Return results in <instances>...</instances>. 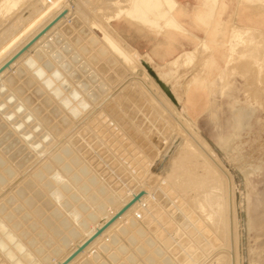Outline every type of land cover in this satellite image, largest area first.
I'll return each instance as SVG.
<instances>
[{"label":"rangeland","instance_id":"374dc122","mask_svg":"<svg viewBox=\"0 0 264 264\" xmlns=\"http://www.w3.org/2000/svg\"><path fill=\"white\" fill-rule=\"evenodd\" d=\"M14 1L13 8L2 15L1 5L5 0H0V45L16 31V27H19L17 25L22 26L36 14V11L44 7L43 2L38 0ZM112 1L114 0H66L71 17L73 16L72 21H67L62 27L59 26L60 28L50 32L48 37L21 59L19 65L14 66L11 72H7L0 79V256L6 264L15 262L42 264L39 256L49 254L50 258H53L54 255H51L53 247L62 246L61 256L63 251L68 249L72 242L79 240L82 232L88 230L93 224L88 215L90 212L99 214L95 203L104 202V198L109 194L118 198L110 188L113 187L125 195L134 188L145 186L155 197V202L149 204L148 212L150 213L146 212L141 219L129 214L106 234L105 237L108 234H111L113 239L115 237L113 243L108 241L105 249L99 248L98 245L105 240L104 237L88 249L86 254L80 256L74 264H181L177 260L182 255L189 259V264H192L199 258L197 253V257H194V254L190 252L189 242L195 240L198 235L197 239H201L203 234L207 237L206 232L203 233L208 227V221L205 220L206 211L201 210L205 209L201 207L207 202H205L206 199H201V189L205 184L201 185L200 178L203 176L201 177L200 173L208 174L206 178L209 180L213 179L215 173L210 171V167L206 168L209 165L203 164L204 160L195 153H189V157L187 155L189 161L186 158L175 159V149L179 147L171 137V133L176 130L173 122L169 120L172 123L168 125V120L147 114L150 112L148 108L154 111V107H151L149 97L136 82L135 87L130 86L132 89L121 92L119 98L109 101L108 106L106 104L104 108L98 110L94 120L92 118L93 122L90 120L89 125L93 127L92 129L85 124L86 127H82L80 133L75 135L70 143L66 141L69 134L91 116L100 105H103L107 98L106 101L112 97L117 87L130 80H125L123 77L127 76V79L135 75L131 80L144 83L143 87L226 175L227 182H233L232 196L237 237L235 246L232 200L231 195H228L230 245L225 252L229 256L230 264H235L236 251L237 264H264V0H214V2L205 0L204 3H202L204 0H196L190 15L187 10L184 13L182 7L176 13L175 6L171 12L172 18L175 19H173L175 23L172 24L176 26L177 22L179 27L172 24L164 25L163 21H160L159 32L166 27L165 29L170 32L169 36L174 38L172 33L178 35L181 46L183 43L181 39H185L186 45L189 43L190 48H183L173 56L164 55L171 57L169 60H164L161 55L138 52L133 49L140 54L141 58L148 61L144 62V65L146 67L149 65V70L154 68L155 71L162 70L165 62H169L177 55L183 56L185 52L189 53L192 60L185 67L167 74L149 72V77L146 76L147 72H144L146 67L143 69V62L137 54L135 61L138 65L134 61L137 70L130 76V66L116 57L100 38L102 33L98 27L109 31L120 41L119 44H122L123 48L131 49L126 41L113 31L111 20L119 4L114 5ZM123 2L126 4V1L121 0V3ZM206 6H209L208 9ZM210 7H215L213 13L211 11L213 8ZM201 10L203 14L208 15V17L205 16L207 19L202 15ZM207 10L210 12L206 14ZM198 12L203 17L202 22L196 18ZM119 16H123V13L115 17ZM205 21L207 24L210 23L208 27L206 23H203ZM92 23L97 25L99 23L101 26L97 27ZM233 24L248 28V31L242 33L244 29H241L244 42L237 46L238 49L230 57V60L233 59L236 62L229 60L226 65L222 60V52H226V49L224 46L220 47V44L228 37L227 30ZM148 28L154 31L157 29L149 26ZM91 36H94V41L90 39ZM232 39L236 40V37ZM84 46L87 50L82 54ZM243 47L244 50H242ZM90 55L91 57L93 55L94 59ZM96 61L99 63L95 67ZM98 66H100L99 69ZM193 73L197 75V78L199 75L203 78H196L200 84L194 81L187 88L186 81ZM159 81L167 88L172 104H169L171 101L166 96H161L164 91L162 92L159 86L160 91L156 89L155 84L158 85ZM148 83H153L151 87L157 90V94L165 102L168 100L173 110L193 124L192 127L211 147L220 164L213 154L205 148L202 149L203 146L190 133L187 126L184 127ZM139 95L145 96L144 99H146L142 100L143 98ZM233 98L236 102L235 107L231 108ZM112 101L120 103L119 106ZM234 110L247 116L251 114V116H242L245 123L234 141L236 146L225 153L226 151L216 140V133L225 132L229 128ZM171 126L175 128H173L174 131L173 129L171 131ZM83 128L92 130H89L93 132L90 137L88 130L83 135ZM76 137L79 138L77 141ZM84 138L90 146L85 143ZM81 143L83 149L78 146ZM172 144L176 147L173 148L174 153H170L172 150H169L170 147L172 149ZM84 145L89 147L86 146V148ZM76 148L81 150L77 151ZM84 148L88 152H85ZM164 153H167L170 158L174 157V160L171 158L172 160L165 162L167 158L164 159L163 156L167 157V154ZM151 163L153 165L149 167ZM160 164L163 167L159 166ZM222 164L224 167H221ZM204 168L208 169L211 175ZM154 170L155 174L158 171L159 175H155ZM146 172L149 175H146ZM176 172L178 174L175 175ZM28 174H31V177ZM179 175L180 177H177ZM139 176L144 178L143 185L141 182H139L141 184L137 183ZM152 179L156 183L149 182ZM177 179L181 181L178 182ZM154 191L157 192V196L154 195ZM92 195L98 196V201L92 202ZM62 220H67L66 227L62 224ZM249 220H254L251 226L254 230L250 228ZM83 221L88 222L86 230L82 225ZM260 222L261 226L257 227ZM202 228L205 230H201ZM56 230L59 234H55ZM71 230L76 231L75 236L71 234ZM67 239L70 243L66 245L64 243ZM204 240V242L199 241L198 245L207 251L210 249L207 244L209 239ZM193 241L192 243L195 242ZM221 250H215L207 259Z\"/></svg>","mask_w":264,"mask_h":264},{"label":"bare ground","instance_id":"6f19581e","mask_svg":"<svg viewBox=\"0 0 264 264\" xmlns=\"http://www.w3.org/2000/svg\"><path fill=\"white\" fill-rule=\"evenodd\" d=\"M20 1V0H19ZM38 1H40V2H43V4H44V7H41L40 8V10H38V12L36 11V14L35 15H33L29 20H27V21H25V23L24 24H22V26L21 25H17V26H21L20 28L19 27H16V31H14V33H12V34H10L8 37L9 38H7V40L6 41H3V43L0 45V65L3 63V62H5L16 50H18L25 42H27L34 34H36L49 20H51L60 10H62L63 8H66L67 9V14L65 15V17L64 18H62V19H60L59 21H57L43 36H41L29 49H28V51L27 52H25V53H23V55H21L14 63H12L11 65H10V67L9 68H7V69H5L1 74H0V79L3 77V76H5V74H7V72H11L12 70H13V67L15 66L16 67V65H19V63H20V61H21V59L26 55V54H28L34 47H36L38 44H39V42H41L44 38H46V37H48L49 36V34H50V32H52L53 30H55V29H57V28H60L59 26H61L62 27V25L64 24H66L67 23V21H72V18H73V16L71 17V11H70V8H69V6H67L66 5V0H38ZM124 1H126V4H124L125 2H123V3H121V0H114V1H112V2H114V5L115 4H119L118 5V7L116 8V11H115V16L116 15H118V14H120V13H123L125 16H127V17H129V18H132V20H136L137 22V24H138V22L139 23H141V25L143 24V25H146V27L147 26H149V27H152V28H157V30H158V28L160 27V21H163V23H164V25H170V24H172V23H175V19L174 18H172V16H171V12L174 10V8H175V6L177 5H175V2L173 1V0H124ZM205 2V0L202 2V3H204ZM207 2V1H206ZM213 2H214V0H213ZM216 3H217V1H215ZM245 2V1H244ZM211 4V3H210ZM215 4V3H214ZM15 5V1L14 0H5V2H4V4L2 3V5H1V7H2V15L4 14V12H9V10L11 9V8H13V6ZM203 5V4H202ZM208 5H209V3H208ZM43 6V5H42ZM204 6V5H203ZM203 6H202V8H203ZM210 6V5H209ZM209 6H206V8L208 9V7ZM214 6H216V5H214ZM210 8H213V7H210ZM209 8V9H210ZM215 8V7H214ZM214 8L211 10L212 11V13H213V11H214ZM218 8H219V3H218ZM196 10V9H195ZM202 10H204V9H202ZM202 10L200 11V12H202ZM200 12H198L197 14H196V18L198 19V20H202L203 19V17L201 16V13ZM207 12L209 13L210 12V10H207L206 11V14H207ZM194 13H195V11H194ZM204 12H202V15H204V17L206 16L205 14H203ZM211 13V14H212ZM109 15V14H108ZM107 15V16H108ZM106 16V15H105ZM215 16V15H214ZM216 16H218V14L216 15ZM206 17H208V15L206 16ZM205 17V18H206ZM194 18V17H193ZM204 18V19H205ZM210 19H211V17H209ZM19 19V18H18ZM174 19V20H173ZM192 19V18H191ZM207 19V18H206ZM194 20V19H193ZM212 20V19H211ZM17 21V20H16ZM18 21H20V20H18ZM24 21V20H23ZM195 21V20H194ZM203 21V20H202ZM201 21V22H202ZM208 21V20H207ZM207 21H205V22H203L204 24L207 22ZM213 21V20H212ZM211 21V22H212ZM21 22V21H20ZM132 22V21H131ZM231 23H233L232 21H230ZM180 23V22H179ZM197 23H199V22H197ZM17 24V23H16ZM21 24V23H20ZM94 26H97L98 27V25H100L99 23H98V25H97V23L95 24V23H92ZM15 25V24H14ZM178 24H177V22H176V26H177ZM206 25H207V27L210 25V23L209 24H207L206 23ZM231 25V24H230ZM13 26V25H12ZM101 26V25H100ZM139 26V25H138ZM172 26H175V25H173L172 24ZM175 26V27H176ZM203 26V25H202ZM141 27V26H140ZM178 27H179V25H178ZM222 27V26H221ZM246 27V26H245ZM14 28V27H13ZM19 28V29H18ZM99 28V30H101V33H102V35H101V40H102V42L109 48V50H111V52H113L114 53V55L116 56V57H119V58H121L124 62H126V64H128L129 66H130V68H131V70H130V76H132V75H134V73H135V71L137 70L136 69V67L137 66H135L134 64V61L136 60V54L140 57V54H138L133 48H123L122 47V44H119L120 43V41L119 40H117L114 36H112L111 34H110V32L109 31H107L105 28H102V27H98ZM166 28V27H165ZM165 28H163V29H165ZM204 28H205V26H204ZM18 29V30H17ZM170 29V28H169ZM180 29H181V27H180ZM222 29V28H221ZM241 29H244V31L242 32L241 31ZM14 30V29H13ZM12 30V31H13ZM59 30V29H58ZM11 31V32H12ZM64 31V30H63ZM148 31V30H147ZM150 31V30H149ZM159 31V30H158ZM165 31V30H164ZM164 31L162 32V33H164ZM206 32H207V30H205ZM248 31V28L246 29V28H242V26H239V25H236V24H233L232 25V27H230L228 30H227V34H228V37L220 44V47H222V46H224L225 47V49H226V52H222V60L224 61V63L226 64V65H228V63H229V60H230V57H231V55L232 54H234L235 52H236V49H238V47L240 46V43H243L244 42V36L242 35V33H244V32H247ZM167 32V31H166ZM181 32V31H180ZM242 32V33H241ZM161 33V34H162ZM183 33V32H182ZM215 33H216V31H215ZM222 33V32H221ZM152 34V33H151ZM180 34V33H179ZM223 34V33H222ZM252 34V33H251ZM165 35V34H164ZM248 36V35H247ZM232 37H236V40H233L232 39ZM98 39H99V37H97ZM91 40H95L94 39V36H91V38H90ZM74 41V40H73ZM75 43H77V42H75ZM219 43V42H218ZM216 44V43H215ZM77 45H79V44H77ZM198 45V44H197ZM217 45V44H216ZM219 45V44H218ZM239 45V46H238ZM211 46V45H210ZM238 46V47H237ZM247 46V45H246ZM245 46V47H246ZM249 46V45H248ZM75 47H76V45H75ZM79 47V46H78ZM215 47H217V46H215ZM242 47V46H241ZM217 48H219V46L217 47ZM258 48V47H257ZM100 49V48H99ZM208 49H209V51L211 50L209 47H208ZM219 49H221V48H219ZM247 49H249L248 47H247ZM84 50V51H83ZM83 50H82V54H84V52L87 50L86 49V47L84 46L83 47ZM93 50V49H92ZM95 50V49H94ZM101 50H102V52H103V49L101 48ZM214 50V49H213ZM242 50H244V47H243V49ZM251 50V49H250ZM186 51V50H185ZM225 51V50H224ZM252 51V50H251ZM255 51V50H254ZM258 51H262V50H258ZM80 52V51H79ZM90 52V51H89ZM89 52H87V53H89ZM183 53H184V51H182ZM204 52V51H203ZM211 52V51H210ZM245 52H247V50L245 51ZM81 53V52H80ZM96 53V52H95ZM97 54H99V53H97ZM191 54H192V52H191ZM211 54V53H210ZM248 54V53H247ZM86 55V54H85ZM251 55H252V53H251ZM83 56V55H82ZM205 56V55H204ZM89 57V56H88ZM90 57H91V55H90ZM89 57V58H90ZM221 57V56H220ZM89 58H87V59H89ZM91 58H93L94 59V56L92 55V57ZM141 58V57H140ZM92 59V61H94ZM102 59V58H101ZM248 59V58H247ZM141 60H142V62H143V69L146 67L145 65H144V62H148V61H146L145 59H143V58H141ZM192 60V57L189 55V53H187V52H185L184 53V55L183 56H181V55H177V57L175 56L174 58H172L169 62L167 61V63L165 62V66H163L164 67V69H162V70H159V69H157L156 71H155V68L154 67H152V68H154V69H150L149 70V65L144 69V72L146 73V76H150V73L149 72H153V73H163V74H167V73H169V72H173V71H176L178 68H183V67H185L187 64H188V62H190ZM200 60V59H199ZM231 60H233V59H231ZM230 60V61H231ZM246 60V59H245ZM249 60V59H248ZM98 61H99V59H98ZM202 61V60H201ZM205 61V60H204ZM206 61H207V56H206ZM136 62V61H135ZM236 62V61H235ZM234 62V60H233V63H235ZM247 62V61H246ZM252 62V61H251ZM99 63V62H98ZM97 63V61H96V63H95V67L97 66L96 64H98ZM202 63V62H201ZM232 63V64H233ZM256 63V62H255ZM94 64V63H93ZM136 64H137V62H136ZM252 64V63H251ZM138 65V64H137ZM204 65V64H203ZM214 65V64H213ZM231 65V64H230ZM245 65V64H244ZM249 64H247V66H248ZM252 65H254V64H252ZM232 67H233V65H231ZM237 66V65H236ZM235 66V67H236ZM250 66V65H249ZM23 67V66H22ZM202 67V66H201ZM215 67V66H214ZM238 67H239V65H238ZM243 67V66H242ZM100 68V66H98V69ZM142 68V67H141ZM239 68H241V67H239ZM238 68V69H239ZM249 68V67H248ZM96 69V68H95ZM143 69H142V71H143ZM27 70V69H26ZM29 70V69H28ZM102 70V69H101ZM146 70V71H145ZM98 71V70H97ZM141 71V72H142ZM202 71V70H201ZM14 72H15V70H14ZM37 72V71H36ZM138 72V71H137ZM98 73V72H97ZM100 73V72H99ZM104 73V72H103ZM180 73V72H179ZM11 74V73H10ZM13 74V73H12ZM31 74V73H30ZM107 74V73H106ZM207 74V73H206ZM264 74V73H263ZM14 75V74H13ZM102 75V74H101ZM162 75V74H161ZM179 75V74H178ZM192 75V74H191ZM190 75V76H191ZM204 75V74H203ZM11 76V75H10ZM15 76V75H14ZM128 76H129V74H128ZM169 76V75H168ZM172 76V75H171ZM174 76H175V73H174ZM189 76V77H190ZM210 76V75H209ZM7 77V76H6ZM101 77V76H100ZM103 77V76H102ZM127 77V76H126ZM126 77H123V78H125V80H129V81H125L126 82V84H122L120 87H117V90H116V92L112 95V97L108 100V101H106L105 99V101H104V104L103 105H100V107L93 113V112H91V113H93L92 115H91V113H90V115L91 116H89V113H88V111H87V113H88V118L85 120V116H84V122L81 124V125H79L78 126V128L76 129V130H74L71 134H69V136L66 138V141L67 142H71V140L72 139H74V136L75 135H78L79 133H80V129L82 128V127H84L85 126V124H87L88 125V127L89 126H91V125H89V124H91V121L90 120H92V118H93V120H94V117H95V115H96V113L98 112V110H100V109H102V108H104L105 107V105L110 101L111 102V100H114V99H117V98H119L120 96V94H121V92H123L124 93V91L125 90H128L129 88H131L130 86H134V85H136V83L138 84V86H140V88L147 94V96L149 97V103L150 104H152V106L151 107H154V111H151L149 108H148V110L150 111V112H148L147 110H146V112H148L147 114H149V115H151L152 117H155V118H159V119H164V120H171L172 122H173V124H174V126H175V128H176V130L174 131V127L173 126H171L172 128H171V131H172V129H173V133H171V137L173 138V141L178 145V147L179 148H176L175 147V145L173 146V144H172V149H171V147H170V149L169 148H167V150L169 149V150H172L170 153H174V149L176 150L175 151V159H178V158H186V160H188V157H189V153L191 154V153H195L196 155H199L200 157L199 158H202V160H204V162L203 161H201V162H203V164L204 163H206V164H208L209 166H207L206 168H208L209 169V167H210V171L212 170V173L214 172L215 173V176L214 177H216V178H214L213 177V179H211V180H209L208 178H206L207 176H208V174H204V173H202L203 175H201V173H200V176L202 177H204V180H203V177L202 178H200V182H202L201 183V185H203V184H205L204 186H206V187H202L203 189H201L202 190V194H201V199H206V201L205 202H207L206 204L204 203V205L205 206H202L201 207V205L199 206V207H201V208H204L205 207V209H201V210H204V211H206V216H205V220L206 221H208V227H207V231H203V233L204 232H206L205 234H206V236L207 237H205V235L203 234L202 235V237H201V239L199 240V239H197L198 237H199V235L198 236H196L197 235V233L196 234H194L196 237V239L193 241V240H191V236H190V240H191V242H189L190 243V252L191 253H193L194 255V257L196 256V253L199 255V258L198 259H196V261H193V263L192 264H230V259H229V256H228V254L225 252V250H228V247H229V226H228V213H230V210H229V212H227V202H228V195H231V200H232V209H233V216H232V223H233V237H234V239H235V246H236V232H235V225H236V222H235V212H234V205H233V194H232V191H233V186H234V184H233V182L232 181H228L227 182V177H225L226 175L224 174V173H222V171L220 170V168L218 167V166H215V164L210 160V158H208V156H206L205 155V153L203 152V150H201L200 148H199V146L198 145H196L195 143L196 142H194L193 141V139L191 138V137H189L188 135H187V133L184 131V130H182L180 127H179V125L175 122V119L173 120L172 118H171V116L168 114V112H167V110L165 111V109H163L162 107H161V105L159 104V102H157V100L146 90V88H144L143 87V84L144 83H140V82H138V80L136 81V80H131V78H133V77H135V75L134 76H132V77H129V78H127L126 79ZM142 77V76H141ZM173 77V76H172ZM176 77H177V75H176ZM199 77H200V75H199ZM198 77V78H199ZM9 78V77H8ZM17 78V77H16ZM108 78V77H107ZM106 78V79H107ZM138 78H140V77H138ZM169 78V77H168ZM196 78H197V75L195 74V73H193V75L190 77V78H188V80L186 81L187 83H186V86L185 87H187L188 85H190V83H192V82H194V81H196ZM197 78V79H198ZM201 79L203 78V77H200ZM257 78H259V77H257ZM4 79V78H3ZM6 79V78H5ZM24 79V78H23ZM34 79V78H33ZM105 79V80H106ZM142 79V78H141ZM167 79V78H166ZM173 79H174V77H173ZM176 79V78H175ZM264 79V78H263ZM101 80V79H100ZM109 80V79H108ZM18 81V80H17ZM22 81V80H21ZM24 81V80H23ZM110 81V80H109ZM122 81V80H121ZM144 81H146L145 79H144ZM199 81H201L200 79H199ZM203 81V80H202ZM136 82V83H135ZM142 82V81H141ZM196 82H198V81H196ZM27 83V82H26ZM108 83V82H107ZM133 83V84H132ZM135 83V84H134ZM199 83V82H198ZM16 84V83H15ZM101 84V83H100ZM149 84V83H148ZM151 84H153V83H151ZM151 84H149V86L151 87ZM200 84V83H199ZM201 84H202V82H201ZM205 84V83H204ZM204 84L202 85V86H204ZM22 85H23V83H22ZM39 85V84H38ZM146 85V84H145ZM156 86H157V88L156 89H158V86L162 89L161 91L163 92V94L161 95L162 97H164V96H166L167 97V99H169V101H171L170 103H169V101L167 100V102H165L164 101V99L159 95V94H157V90L155 91L154 89H153V87H151V89L157 94V95H159L158 97L159 98H161V101L163 100V103L165 102V105H167V107H169L170 109H171V112H173L176 116H177V118H179V121H181L182 123H183V125H184V127H185V125L187 126L186 128L188 129V130H190V131H188V132H190L196 139H197V141L203 146V148L202 149H206V150H208V152L209 153H211V154H213L214 156L216 155V154H214V151H212V149H211V147L207 144V142L202 138V136L192 127V125L193 124H191L190 122H189V120H187L185 117H183V115L182 116H180L179 115V113H177L175 110H173V108H171L170 106H169V104H172L173 103V101H172V99H171V97H170V94L168 93V91L166 90L167 88L163 85V83L161 82V81H159L158 82V85L157 84H155ZM185 85V84H184ZM195 85V84H194ZM196 85H197V83H196ZM9 87V86H8ZM15 87V86H14ZM32 87V86H31ZM135 87V86H134ZM147 87V86H146ZM200 87V86H199ZM10 88V87H9ZM36 88V87H35ZM95 88V87H94ZM139 87H138V89H140ZM188 88V87H187ZM203 88V87H202ZM13 89V88H12ZM21 89V88H20ZM132 89V88H131ZM136 89H137V86H136ZM201 89V88H200ZM207 89V88H206ZM15 90V89H14ZM142 90H140V91H142ZM159 90V89H158ZM22 91V90H21ZM32 91V90H31ZM40 91V90H39ZM136 91H138V90H136ZM160 91V90H159ZM125 92H127V91H125ZM161 92V93H162ZM130 93V92H129ZM145 93H143L144 95H145ZM153 93V92H152ZM19 94V93H18ZM138 94V93H137ZM137 94H136V96H137ZM140 94H142V92H140ZM41 95V94H40ZM106 95V94H105ZM128 95V94H127ZM133 95V94H132ZM164 95V96H163ZM130 96V95H129ZM140 97H141V95H139ZM146 96V97H147ZM132 97V96H131ZM145 97V96H144ZM144 97H141V98H143L142 100H145L144 99ZM165 97V98H166ZM103 98V97H102ZM138 99V98H137ZM102 101V100H101ZM115 101V100H114ZM114 101H112V103L114 102ZM235 102H236V99L235 98H233L232 100H231V104H232V106H231V108H234L235 107ZM97 103V102H96ZM114 103H117L116 105H118V104H120V103H118V102H114ZM146 103H147V101H146ZM169 103V104H168ZM92 105V104H91ZM90 105V106H91ZM95 105V104H94ZM115 105V104H114ZM147 105V104H146ZM28 106V105H27ZM59 106V105H58ZM93 106V105H92ZM96 106V105H95ZM107 106H108V104H107ZM119 106V105H118ZM144 106V105H143ZM173 106V105H172ZM150 107V108H151ZM91 108V107H90ZM89 108V109H90ZM93 108V107H92ZM62 109V108H61ZM152 110H153V108H151ZM30 110V109H29ZM90 111V110H89ZM113 111V110H112ZM104 112V111H103ZM87 113H85V115L87 114ZM82 114H84V113H82ZM173 114V115H174ZM242 116H247V114H241V113H239L237 110H234V111H232V122H231V124H230V126H229V128L227 129V130H225V132H218V133H216L217 135H216V140H217V142L219 143V145H220V147L221 148H223L226 152L225 153H227V152H229V150L230 149H234V147L236 146H234V141L236 140V138L238 137V135H239V130L241 129V127H242V125L245 123L244 122V118L242 117ZM248 116H251V114L250 115H248ZM247 116V117H248ZM151 117V118H152ZM173 117V116H172ZM56 118V117H55ZM38 119V118H37ZM93 120H92V122H93ZM90 121V123H88ZM98 121V120H97ZM220 121V120H219ZM172 122H168V125H171V124H169V123H172ZM99 123V122H98ZM57 124V123H56ZM70 124V123H69ZM97 124V123H96ZM163 124V123H162ZM172 124V125H173ZM68 126V125H67ZM221 126V125H220ZM255 126V125H254ZM49 127V126H48ZM86 127V126H85ZM60 128V127H59ZM91 129L93 128L92 126L90 127ZM85 129V128H83L82 130L84 131H82L83 132V135H85L89 130H91V129ZM65 129V128H64ZM186 129V130H187ZM85 130H86V132H85ZM88 130V131H87ZM92 131V130H91ZM170 131V132H171ZM50 132V131H49ZM62 132V131H61ZM85 133V134H84ZM91 133H93V132H90L89 131V137H90V134ZM80 136V135H79ZM82 136V135H81ZM80 136V137H81ZM61 137V136H60ZM77 139H79V138H77L76 137V141H77ZM81 139V138H80ZM88 139H90V138H88ZM215 139V138H214ZM58 140V139H57ZM83 140V139H82ZM84 141H85V143H86V139L84 138ZM68 143V144H69ZM76 143V142H75ZM79 143V142H78ZM84 143V144H85ZM88 143V142H87ZM86 143V144H87ZM72 144H74V143H72ZM66 145V144H65ZM77 145V144H76ZM87 145H89V144H87ZM86 145V146H87ZM169 145H171V144H169ZM72 146V145H71ZM75 146V145H74ZM78 146H81L82 147V143H81V145H78ZM77 146V147H78ZM85 146V145H84ZM85 146V147H86ZM90 146V145H89ZM89 146H87V147H89ZM81 147H79V148H81ZM86 147V148H87ZM74 148V147H73ZM174 148V149H173ZM76 149H78V148H76ZM75 149V150H76ZM82 149H83V147H82ZM89 149V148H88ZM162 149V148H161ZM81 150V149H80ZM79 149L77 150V151H80ZM87 150V149H86ZM167 150H165V151H167ZM83 151V150H82ZM84 151H85V148H84ZM164 151V152H165ZM85 152H88V151H85ZM85 152H82L83 154H85ZM50 153V152H49ZM77 154V153H76ZM80 154H81V152H80ZM79 154V155H80ZM164 154H167V153H164ZM163 154V155H164ZM82 155V154H81ZM90 155V154H89ZM157 155V154H156ZM159 155H161V154H159ZM158 155V156H159ZM187 155H188V157H187ZM194 155V154H193ZM229 155V154H228ZM232 155V154H231ZM83 156V155H82ZM166 155H164L163 157H164V159H166L165 160V162L166 161H168L169 159H171L169 156H168V154H167V157H165ZM171 156V155H170ZM212 156V155H211ZM85 157V156H84ZM162 157V158H163ZM169 157V158H168ZM191 157H193V156H191ZM194 157H195V155H194ZM218 157V156H217ZM45 158V157H44ZM75 158V157H74ZM74 158H72V159H74ZM82 158V157H81ZM88 158V157H87ZM86 158V159H87ZM90 158H92V157H90ZM147 158V157H146ZM152 158V157H151ZM150 158V159H151ZM155 158V157H154ZM158 158V157H157ZM196 158H198V157H196ZM213 158V157H212ZM37 159H38V157H37ZM83 159V158H82ZM94 159V158H93ZM163 159V160H164ZM173 160H174V157L172 158ZM171 159V160H172ZM215 159H216V161H218V159L216 158V156H215ZM36 160V159H35ZM84 160V159H83ZM157 160V159H156ZM155 160V161H156ZM161 160V159H160ZM170 160V161H171ZM72 161V160H71ZM74 161V160H73ZM85 162H86V160H84ZM151 161V160H150ZM162 161V160H161ZM189 161V160H188ZM188 161H186V162H188ZM190 161H192V160H190ZM33 162V161H32ZM87 162H89V160L87 161ZM91 162V161H90ZM145 163H146V161H144ZM160 162V161H159ZM173 162V161H172ZM196 162V161H195ZM92 163H93V161H92ZM175 163V162H174ZM189 163V162H188ZM192 163H194V162H192ZM199 163V162H198ZM218 163L220 164V162L218 161ZM217 163V164H218ZM68 164V163H67ZM163 164V163H162ZM162 164H160L159 166H161ZM201 164V163H200ZM199 164V165H200ZM14 165V164H13ZM90 165V164H89ZM144 165V164H143ZM146 165H147V163H146ZM150 165H153V163H151V164H149L148 166L150 167ZM196 165V164H195ZM198 165V164H197ZM155 166H156V164H155ZM154 166V167H155ZM220 166V165H219ZM223 166V164L221 165V167ZM93 167V166H92ZM146 166L144 165V168H145ZM149 167H147V169L149 168ZM153 167V166H152ZM151 167V168H152ZM162 167H163V165H162ZM203 167H204V165H203ZM224 167V166H223ZM143 168V167H142ZM143 168V169H144ZM94 169V168H93ZM158 169V168H157ZM162 169V168H161ZM205 169V168H204ZM207 169V170H208ZM42 170V169H41ZM185 170V169H184ZM206 170V169H205ZM204 170V171H205ZM206 170V171H207ZM225 170H226V168H225ZM96 171V170H95ZM149 171V170H148ZM151 171V170H150ZM181 171H183V170H181ZM210 171H207V173L209 172L210 173ZM145 172V171H144ZM153 172V171H152ZM158 172V171H157ZM157 172H156V174H157ZM180 172V171H179ZM184 172V171H183ZM227 172H228V170H227ZM33 173V172H32ZM98 173V172H97ZM147 173V172H146ZM159 173V172H158ZM65 174V173H64ZM99 174V173H98ZM151 174V173H150ZM154 174H155V170H154ZM155 174V175H156ZM176 174H178L177 172L175 173V175ZM184 174V173H183ZM29 176L31 175V174H28ZM100 175V174H99ZM138 175H140V174H138ZM144 175V174H143ZM146 175H149L148 173L146 174ZM153 175V174H152ZM157 175H159V174H157ZM205 175V176H204ZM210 175H211V173H210ZM26 176V175H25ZM31 177V176H30ZM143 177V176H142ZM145 177V176H144ZM148 177V176H147ZM157 177V176H156ZM174 177V176H173ZM177 177H180V175L179 176H177ZM186 178H187V176H185ZM210 177V176H209ZM24 178V177H23ZM153 178V177H152ZM186 178L184 179V180H186ZM189 178V177H188ZM206 178V179H205ZM211 178V177H210ZM101 179H102V177H101ZM104 179H105V177H104ZM107 179V178H106ZM144 179V178H143ZM142 178H141V176H139V179L137 180V183L138 184H141L142 183V185H143V180ZM149 179H150V177H149ZM156 179V178H155ZM175 179V178H174ZM181 179H183V178H181ZM181 179H179L180 181H181ZM229 179H230V177H229ZM26 180V179H25ZM28 180V179H27ZM26 180V181H27ZM36 180V179H35ZM110 180V179H109ZM147 180V179H146ZM145 180V181H146ZM154 179H152V180H150L149 182H151V181H153ZM173 180V179H172ZM179 180L177 179V181L179 182ZM230 180H232V179H230ZM19 181V180H18ZM104 181V180H103ZM106 181V180H105ZM25 182V181H24ZM108 182V181H107ZM132 182H133V180H132ZM139 182H141V183H139ZM154 183H156L155 181H153ZM153 182L151 183V184H153ZM25 183H29V181L28 182H25ZM109 184V183H108ZM199 184V183H198ZM28 185V184H27ZM107 185V184H106ZM31 186V185H30ZM41 186V185H40ZM97 186V185H96ZM108 187H109V185H107ZM111 186V185H110ZM112 186H114V185H112ZM154 186V185H153ZM152 186V187H153ZM194 186V185H193ZM115 187V186H114ZM124 187H125V185H124ZM155 187H156V184H155ZM196 187L197 188H199V186H197L196 185ZM16 188V187H15ZM42 188V187H41ZM113 188V187H112ZM110 188V190H112L113 191V193H115V195L118 197L117 199L113 196V195H111V194H109L106 198H104V202H102L101 203V201H98V196H95V195H92V198H91V200H92V202H95V201H98V203H95L96 204V209H97V211H98V215L97 214H95V213H93V212H90L89 213V218L92 220V222H93V224L92 225H90V227H89V229L88 230H86L87 229V226H88V222L87 221H83L82 222V225L84 226V230H86V231H83L82 232V236H81V238L79 239V240H77V241H75V242H72V245L68 248V249H65L64 251H63V253H62V255L60 256V253H61V248H62V246H55V247H53V249L51 250V255L53 256V258L51 257L50 258V256H49V254H42L43 256L42 257H40L39 256V258H41L40 260H41V262L40 263H42V264H57L58 262H60L61 260H63L72 250H74L75 248H76V246L77 245H79L83 240H85L88 236H90L94 231H95V229L98 227V226H100L104 221H106L112 214H114L117 210H118V208H120L127 200H129L131 197H132V195L133 194H135L136 192H138L139 190H141V189H144L145 190V193H144V195L143 196H141L140 197V199L138 200V201H136L128 210H126L125 211V213H123V215L119 218V219H117L110 227H108L100 236H98L96 239H94L85 249H84V251L82 252V253H80L74 260H72L69 264H74L75 262H76V260L78 259L79 260V258H80V256H82L83 254H86V252H87V250L88 249H90V248H92L93 246H94V244H96L97 242H99L101 239H103L105 236H106V234L110 231V230H112L113 229V227L116 225V224H118V222L120 221H123V219H125V217H127L129 214H133L135 217H137L138 215V217L141 219V217L142 216H144V214L146 213V212H148L149 211V204L151 203V202H153L154 200H155V197L153 196V195H151V193L149 192V190H148V188H146L145 186H142V187H140L139 186V188H134V190H131L129 193H127V194H125V195H123L122 194V192L121 193H119V191H116L117 189H115V188ZM2 189V188H1ZM100 189V188H99ZM152 189H154V188H152ZM13 191V190H12ZM32 191V190H31ZM153 191V190H152ZM200 191V190H199ZM156 191H154V195H156L157 194V192L155 193ZM14 193V192H13ZM124 193V192H123ZM49 195V194H48ZM158 195V194H157ZM156 195V196H157ZM45 196V195H44ZM193 196V195H192ZM25 197V196H24ZM33 197V196H32ZM51 197V196H50ZM159 197V196H158ZM230 197V196H229ZM247 199L249 200V198H248V196H247ZM38 201V200H37ZM118 201V202H117ZM202 202H203V200H201ZM155 202V201H154ZM201 202V203H202ZM40 203V202H39ZM152 204H154V203H152ZM152 204L150 205V206H152ZM200 204V203H199ZM203 204V203H202ZM249 205V204H248ZM24 206V205H23ZM82 206V205H81ZM109 206H111V207H109ZM249 207V206H248ZM230 208V207H229ZM250 208V207H249ZM200 209V208H199ZM154 212V211H153ZM20 213V212H19ZM30 213V212H29ZM148 213H150V212H148ZM33 214V213H32ZM146 215V214H145ZM167 215V214H166ZM153 217V216H152ZM250 219V218H249ZM152 220V219H151ZM11 221V220H10ZM63 221V225L66 227L67 225H66V223H67V220H62ZM142 221V220H141ZM187 221V220H186ZM254 221V220H253ZM252 220H249V225H250V228H253V227H251V226H253V222ZM22 222V221H21ZM140 222V221H139ZM142 222H144V221H142ZM141 222V223H142ZM11 223V222H10ZM159 223V222H158ZM258 223V222H257ZM261 222L258 224L259 226H257V227H260L261 226ZM132 225V224H131ZM144 225H145V223H144ZM184 225V224H183ZM183 225H181V226H183ZM42 226V225H41ZM204 226H205V224H204ZM207 226V225H206ZM256 226V225H255ZM146 228H148L147 226H145ZM185 227H186V225H185ZM203 227V226H202ZM27 228V227H26ZM181 228V230H183V228L182 227H180ZM29 229V228H28ZM32 229H34V228H32ZM45 230V229H44ZM54 230V229H53ZM164 230V229H163ZM185 230V229H184ZM201 230H205L204 228H202ZM253 230H254V228H253ZM258 230V229H257ZM55 231V230H54ZM148 231H151V230H148ZM186 231V230H185ZM56 232L57 233H55V234H59V232H58V230H56ZM152 232V231H151ZM197 232H199V231H197ZM185 233V232H184ZM30 234V233H29ZM71 234L73 235V236H75L76 235V231H74V230H71ZM153 234V233H152ZM186 234H188V233H186ZM186 234H184V235H186ZM201 234H202V232H201ZM154 235V234H153ZM157 235V234H156ZM155 235V236H156ZM190 235V234H189ZM157 236H159V235H157ZM53 237V236H52ZM63 237V236H62ZM110 237V238H109ZM194 237V236H193ZM160 238V237H159ZM159 238H157V239H159ZM187 238H189V236L187 237ZM209 239V243H207L208 244V248H210V249H208L207 251L206 250H203L202 248H200V246L198 245V243L200 244V242L201 241H205L204 239ZM52 239H54V238H52ZM61 239H63V238H61ZM34 240V239H33ZM57 240V239H56ZM55 241V240H54ZM69 241V239H67V241H65V243L64 244H66L67 245V243H70V241ZM108 241L109 242H111V243H113L114 241H115V237H114V239H113V237L111 236V234H108L107 235V237H105V240H103L102 241V243L101 244H99L98 246H99V248H101V249H105L106 247H107V244H108ZM159 241V240H158ZM192 241L194 242V243H192ZM200 241V242H199ZM36 242V241H35ZM208 242V241H207ZM56 243V242H55ZM206 243V242H205ZM34 246V245H33ZM234 246V247H235ZM35 247V246H34ZM233 247V246H232ZM45 248V247H44ZM221 250V251H218L213 257L211 256V258L210 259H207V258H209L210 257V255H211V253H213L215 250ZM33 250V249H32ZM31 250V251H32ZM44 250V249H43ZM45 251V250H44ZM200 251V252H199ZM35 252V251H34ZM43 252V251H42ZM199 252V253H198ZM49 253V252H48ZM35 254H36V252H35ZM41 254V253H40ZM237 251H236V253H235V259H234V261H235V264H237ZM37 255V254H36ZM174 256V255H173ZM178 256V255H177ZM180 256H181V254H180ZM38 257V256H37ZM179 257V256H178ZM191 257V256H190ZM197 257V256H196ZM38 258V259H39ZM10 259H12V258H10ZM166 259V258H165ZM175 259H177V258H175ZM181 259V260H180ZM191 260H192V258H191ZM0 264H6V262H5V260L2 258V256H0ZM166 261H167V259H166ZM178 262L180 261V263L181 264H189V259H187V258H185L184 257V255H182V257L181 258H178V260H177ZM26 262H28V261H26ZM30 262H28V264H29ZM8 264V263H7ZM13 264H19V263H17V262H15V263H13ZM77 264V263H76Z\"/></svg>","mask_w":264,"mask_h":264},{"label":"crops","instance_id":"0c3cea01","mask_svg":"<svg viewBox=\"0 0 264 264\" xmlns=\"http://www.w3.org/2000/svg\"><path fill=\"white\" fill-rule=\"evenodd\" d=\"M177 5L176 13L179 12L180 7H182L183 12L187 10L188 15L192 12L193 6L196 0H173ZM115 12H113V15ZM132 21V22H131ZM132 20L131 18L125 16L113 17L111 20L112 27L123 40L131 47L136 49L138 52H150L153 55H161L164 60H169L175 54H178L183 48H190L189 43L186 45L185 39L181 41L179 36L172 33V38L169 36L167 29L160 28L156 31L146 27V25H141V23ZM139 25V26H138ZM141 26V27H140ZM190 25L187 30L189 31ZM148 30V31H147ZM150 30V31H149ZM165 30V31H164ZM164 31V33H162ZM167 31V32H166ZM152 33V34H151ZM162 33V34H161ZM165 34V35H164ZM169 54V56H164ZM158 59V58H157Z\"/></svg>","mask_w":264,"mask_h":264},{"label":"water","instance_id":"95a60500","mask_svg":"<svg viewBox=\"0 0 264 264\" xmlns=\"http://www.w3.org/2000/svg\"><path fill=\"white\" fill-rule=\"evenodd\" d=\"M67 14V9L63 8L60 10L51 20H49L36 34H34L27 42H25L18 50H16L5 62L0 65V74L7 68L10 67L23 53L27 52L28 49L41 37L43 36L57 21L64 18ZM145 193L144 189L139 190L132 197L127 200L118 210L112 214L106 221L98 226L95 231L83 240L79 245L76 246L63 260L57 264H69L74 260L84 249L98 236H100L108 227H110L117 219H119L126 210H128L136 201L140 199ZM139 216V215H138ZM19 263V262H17ZM20 264V263H19Z\"/></svg>","mask_w":264,"mask_h":264}]
</instances>
